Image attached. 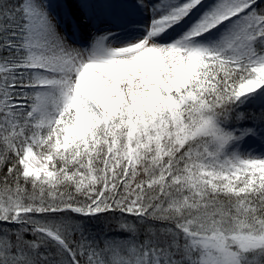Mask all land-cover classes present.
<instances>
[{"label": "snow or ice", "instance_id": "1", "mask_svg": "<svg viewBox=\"0 0 264 264\" xmlns=\"http://www.w3.org/2000/svg\"><path fill=\"white\" fill-rule=\"evenodd\" d=\"M0 264H264V0H0Z\"/></svg>", "mask_w": 264, "mask_h": 264}, {"label": "bare ground", "instance_id": "2", "mask_svg": "<svg viewBox=\"0 0 264 264\" xmlns=\"http://www.w3.org/2000/svg\"><path fill=\"white\" fill-rule=\"evenodd\" d=\"M58 2V0H52V3L53 4H55V3H57Z\"/></svg>", "mask_w": 264, "mask_h": 264}]
</instances>
